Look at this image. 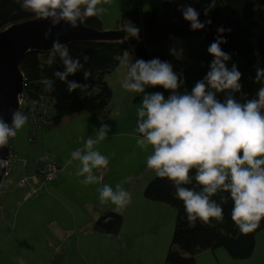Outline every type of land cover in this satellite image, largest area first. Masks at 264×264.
I'll return each mask as SVG.
<instances>
[{
    "label": "clouds",
    "instance_id": "9594fccd",
    "mask_svg": "<svg viewBox=\"0 0 264 264\" xmlns=\"http://www.w3.org/2000/svg\"><path fill=\"white\" fill-rule=\"evenodd\" d=\"M20 9L31 13L39 20H49L51 27L44 33L47 39L61 22L71 28H78L92 17L102 18L108 13L107 7L98 5L113 4V0H15ZM199 2V0H194ZM217 0H210L204 8V15L215 8ZM178 11L190 30H201L210 25V19L201 22L200 12L190 4H182ZM122 31L126 39L139 41L140 28L132 21H125ZM217 36L207 47L212 56L208 71L194 86L183 92L185 85L183 71L177 73L170 61L152 58L144 60L133 58L127 53L114 54L113 59L127 69L121 81V87L134 93H143L141 106L137 108V127L139 134L136 144L151 154L147 157L146 167L155 173L156 178L167 179L175 189L174 197L181 200L186 213L189 229L199 222L211 225L213 221L223 223V204L231 201V220L241 235H248L257 230L264 220V68H256L254 83L260 84L255 97L247 98L240 83L242 73L233 63L227 66L231 55L221 45L227 43L221 35L231 29L217 28ZM179 43V41H177ZM50 52L58 55L64 71H55L53 75L66 84L71 94L79 89L88 95L98 93L99 89L90 83H78L68 80L69 75L83 71L85 81L92 73L84 68L89 60L87 54L81 58L70 55L67 43L59 39L53 41ZM184 49L170 47L169 54L177 60L183 59ZM43 92L55 91L54 81L50 78L41 80ZM162 87L169 92L167 98L161 91L147 92L148 88ZM91 88V92L87 90ZM223 93L224 99H218ZM241 93L243 102L236 99ZM11 112V124L0 115V153L10 141L28 123V116L18 109ZM112 126L101 122L95 138L89 137L82 148L70 154L65 167L78 162L75 175L83 177L84 186L98 184L102 177L94 175V169L107 168L109 159L94 149L108 138ZM82 139V138H81ZM8 158L0 154V169L7 168ZM127 180L115 185V190L104 184L99 191L101 205L112 204V211L120 214L132 202L131 193L123 188ZM188 185H193L188 187ZM227 193V195H223ZM219 196V202L213 199ZM110 216L104 223H109Z\"/></svg>",
    "mask_w": 264,
    "mask_h": 264
},
{
    "label": "crops",
    "instance_id": "0c3cea01",
    "mask_svg": "<svg viewBox=\"0 0 264 264\" xmlns=\"http://www.w3.org/2000/svg\"><path fill=\"white\" fill-rule=\"evenodd\" d=\"M135 4L137 0H113L111 6L98 5L109 9L101 18L103 29L104 16L114 19L115 23L110 27L114 30L124 14L135 11ZM121 67L106 79L113 97L103 115L84 114L65 120L63 126L40 131H47L41 139L42 147H48L45 138L55 133L52 147L54 159L50 160H55L52 162L61 167L57 181L48 184L38 200L24 201V190L11 189L0 202V230L3 226L7 230L17 229L19 218H14L15 210L20 203H32L26 210V216L21 218L17 240L11 241L14 248L21 251L20 264H49L58 253L62 254L60 264H165L175 224L173 218H165V214H162L164 207L160 206V202L144 196V188L154 178V175H150L152 170L146 167L147 157L152 150L149 146L145 151L136 144L135 137L139 135L136 132V101L134 103L131 96L115 100V88L118 89L117 93L122 92L119 84L126 75ZM241 98L240 95L237 99ZM102 121L112 128L108 138L95 145L94 149L107 156L109 164L107 168L93 170L94 175L102 177L100 183L84 186L80 183L83 177L75 175L78 162H74L72 167H65V163L72 151L83 147L85 140L95 138ZM38 134L34 142H37ZM15 150L29 155L24 149ZM38 152L30 157L35 161L28 164L29 171L33 172L38 165L46 163L37 155ZM123 179L127 180L123 188L131 193L132 202L120 213L123 217L122 228L119 236L113 238L93 229L101 215L115 208L110 203H99L98 189L108 184L115 190V185ZM8 237L2 239L1 236L0 242H8ZM256 237L254 255L259 252L258 239L264 237V231ZM260 253L264 257V250Z\"/></svg>",
    "mask_w": 264,
    "mask_h": 264
},
{
    "label": "trees",
    "instance_id": "16d2710c",
    "mask_svg": "<svg viewBox=\"0 0 264 264\" xmlns=\"http://www.w3.org/2000/svg\"><path fill=\"white\" fill-rule=\"evenodd\" d=\"M209 2L210 0H199V2L164 0L161 12L158 9L152 12L135 10L124 14L114 30L121 31L125 21H132L140 28L139 41L133 38H122L120 40L68 43L70 55L73 58L80 57L81 63H83L82 54L89 56L84 68L89 70L92 75L89 81H85L81 70L74 75H69L67 79L75 80L78 83H90L93 87L98 88L99 92L92 95L81 92L79 89L71 94L68 93L66 84L53 75L55 71H64V66L58 55L53 56L50 51L33 50L28 52L20 62V70L24 75L22 96L31 100L43 97L53 101L55 116L52 128L63 126L65 120L84 114L101 116L109 108L113 97L112 89L106 79L120 66L119 62L113 59L114 54L123 55L131 47L133 58L149 60L158 57L161 60L170 61L166 57L150 54L147 44L196 35H203L212 43L217 36L216 30L219 26L231 29V31L221 34L227 40V43L221 45L225 52H233L244 59L246 68H257V66L264 68V0H217L215 8L208 16H205L204 8ZM182 4H190L199 11L201 22L210 19L212 23L201 30H190L189 22L185 21L182 13L178 11ZM34 19H36L35 16L22 11L15 0H0V33L13 25ZM83 24L88 28L104 31L101 18L92 17ZM226 63L230 68L232 59ZM43 78L53 79L54 92H43L41 84ZM87 92H91V88ZM11 150L14 152L12 146ZM192 186L188 185V187ZM174 192L175 189L166 178L156 177L144 190V196L147 199L169 205L178 213L172 244L167 253L165 264H196L199 254L219 248H224L233 259L243 260L252 257L256 236L264 231V220L253 233L246 236L241 235L231 220L232 203L228 201L223 204V223L213 221L211 225H202L197 222L195 227L189 229L183 202L174 197ZM223 195H227V193ZM219 196L220 194L214 196L213 199L219 202ZM107 216H110L111 220L109 223H104ZM122 224L121 214L108 211L99 217L93 229L115 238L119 236ZM61 258L62 254L58 253L49 264H60Z\"/></svg>",
    "mask_w": 264,
    "mask_h": 264
},
{
    "label": "rangeland",
    "instance_id": "374dc122",
    "mask_svg": "<svg viewBox=\"0 0 264 264\" xmlns=\"http://www.w3.org/2000/svg\"><path fill=\"white\" fill-rule=\"evenodd\" d=\"M163 1L164 0H137V4H135L133 9L143 10L144 12H152L155 9H158L161 12ZM104 21H105V27L103 29L104 32L116 31L110 28L113 27L115 23L114 19L104 16ZM118 32L122 34V38L126 39L125 37L126 33L124 31L119 30ZM177 41H179V43H177ZM210 43L211 42H209L203 35H196L192 37H179V38L168 39L165 41L151 42L147 44V50L150 54L160 55L168 58L174 66V71H176L177 73L183 71L186 83L184 86H182L179 89V91L183 92L185 88L188 91H190L191 88L194 86V83L197 80L201 79L208 71L209 62L212 59V56L209 55L207 52V47L210 45ZM174 45L178 48L182 47L184 49L183 59L177 60L175 57L169 54L170 47ZM125 53H127L129 56H132V48L129 47ZM229 54L231 55L232 64L235 63L238 66L239 71L242 73V77L240 80V83L242 84V92L243 93L246 92V94L257 92L258 88L260 87V84L253 82L256 76V68L255 67L246 68V63L244 59H242L233 52H230ZM196 60L197 62H195ZM193 63L195 65H193ZM123 72L127 74V69L123 68ZM119 86L121 87V83L119 84ZM115 90L118 92L117 88H115ZM146 91L147 92L161 91L164 93L165 98H167V96L169 95V92L165 91L162 87L148 88L146 89ZM117 92L114 93L115 100H124L125 96L126 97L131 96L132 101L134 103L136 101L137 108L141 106L142 96L144 95L143 93L128 92L123 88H122V92L120 93ZM240 95L241 93H236L235 94L236 99L240 97ZM217 98L223 100L224 99L223 93H219ZM241 100L242 98L240 99V101ZM137 108H136V114H137ZM43 132H39L37 142H34V139H32V132L28 120V123L24 126V128L21 129L17 133V136L12 139L11 146L14 149V153H17L16 155L18 156V158L23 159L26 157L25 159H28L30 164L33 163V161H35L32 160L34 158H30V157L34 156L36 154L35 153L36 151H39L37 155L40 156L42 161L46 163L55 161V160H50V159H54L52 147L56 139L55 133H51L45 138V143L48 145V147L46 146L42 147L41 139L43 136H45L44 134H46L47 131H45L44 133ZM15 148L18 150L24 149L25 152L29 153V155L28 156L22 155L17 150H15ZM72 166L73 164L71 165V167ZM17 167L19 168L21 173V166H17ZM17 167H15V169ZM28 169L30 170V166L28 167ZM20 173L17 176H15V180L19 179ZM150 175H154L153 176L154 178L156 177L153 171ZM154 178H152L151 180H153ZM137 185L136 187H138ZM159 204L160 206L164 207V211L162 212V214H165V218L167 217L173 218L175 224L176 218L178 217L177 211L172 207H170L169 205L166 204L164 205V203H159ZM31 206L32 203H27V204L20 203L19 207L17 206L18 208L17 210H15L16 214L14 217V218H19L17 229L7 230L6 226H3V228L0 230V238L2 236L3 237L2 239H4L5 236H9L8 238L10 239L8 242L6 241L3 244L0 242V264H20L22 259V256H20L21 251L19 249L17 250L16 247L14 248L13 243L11 241L17 240V234H18V230L20 229L19 225L21 224V218H24L26 216L27 213L26 210L29 209ZM36 210H38V208ZM258 249L259 252L256 253L255 255L253 254L254 256L252 255V257L248 259L237 260V259H233L224 248H219L214 250L216 252L215 254L212 253L213 251H209L208 253H202L205 255L199 254L196 258V263L197 264H264V257L260 253L262 252V250H264V237L261 238V240L258 239Z\"/></svg>",
    "mask_w": 264,
    "mask_h": 264
},
{
    "label": "water",
    "instance_id": "95a60500",
    "mask_svg": "<svg viewBox=\"0 0 264 264\" xmlns=\"http://www.w3.org/2000/svg\"><path fill=\"white\" fill-rule=\"evenodd\" d=\"M51 27L49 20L34 19L9 27L0 33V115L5 122L11 124L9 109L19 110V95L23 92L24 75L20 70L22 58L30 51H50L53 41L61 43L92 40H120L122 34L118 31L104 32L80 25L71 28L61 24L52 27L51 35L45 39L44 33ZM11 150V141L2 150L3 158L7 159ZM5 169H0V185Z\"/></svg>",
    "mask_w": 264,
    "mask_h": 264
},
{
    "label": "built area",
    "instance_id": "2783aa9c",
    "mask_svg": "<svg viewBox=\"0 0 264 264\" xmlns=\"http://www.w3.org/2000/svg\"><path fill=\"white\" fill-rule=\"evenodd\" d=\"M19 95V110L28 116L29 126L32 132V139H36L37 134L53 126L55 116L54 103L49 98L39 97L37 99H26ZM256 92L251 93L247 98L255 97ZM243 102V99L241 100ZM9 164L5 168L0 185V202H2L11 189L24 190V201L38 200L45 191L48 184L57 181L61 167L56 162L38 165L32 172L28 169V160L20 159L10 150L8 155ZM17 166H21V173ZM15 167H17L15 169ZM20 173L19 179L15 176Z\"/></svg>",
    "mask_w": 264,
    "mask_h": 264
}]
</instances>
